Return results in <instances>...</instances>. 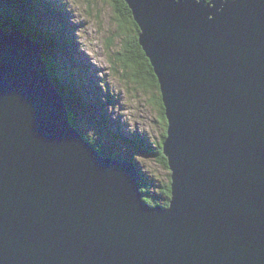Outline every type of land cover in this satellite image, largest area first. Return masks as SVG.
Instances as JSON below:
<instances>
[{
	"label": "water",
	"instance_id": "water-1",
	"mask_svg": "<svg viewBox=\"0 0 264 264\" xmlns=\"http://www.w3.org/2000/svg\"><path fill=\"white\" fill-rule=\"evenodd\" d=\"M125 1L167 123L168 205L71 122L40 43L0 27V264H264V0Z\"/></svg>",
	"mask_w": 264,
	"mask_h": 264
},
{
	"label": "rangeland",
	"instance_id": "rangeland-1",
	"mask_svg": "<svg viewBox=\"0 0 264 264\" xmlns=\"http://www.w3.org/2000/svg\"><path fill=\"white\" fill-rule=\"evenodd\" d=\"M28 2L27 11L23 14L7 16L8 19L17 24H22L24 20L29 27H33L34 23L40 24L37 27L38 31H44L46 34L48 30L57 28V31H60L57 33L60 40L63 38L68 40V37L70 39L67 43L64 40L65 46L60 44V48H57L60 67V73L57 74L61 80H66V86L74 87V90H79L83 95L80 104L82 108L76 106L74 114L77 119L79 118L77 127L99 143L112 142L115 151L111 152L118 154L121 159L131 152L134 165L141 172V182L149 193L161 194L164 184L170 179V171L158 161L160 154L158 145L166 128L161 119L163 115L157 98L160 94L157 79L155 77L157 85L149 82L144 88H140L137 84L135 86L131 77L126 79L123 76L122 63H117L115 57L112 59L113 54L121 51L122 42L117 33L116 10L111 0H106V3L104 0H89L92 5L83 0H54L63 16L57 14L55 7L48 18L44 14L46 19L42 14H38L37 17L36 12L33 11L39 12L36 2L33 0ZM29 12H33L34 16L29 15ZM110 37L114 38L112 43L107 41ZM66 49L70 51L71 56H65L66 52L68 54ZM84 72L90 77L83 75ZM100 89L102 91H99ZM107 95L112 97L111 102H108ZM74 99L77 100L75 97ZM71 100L73 101L72 98ZM97 101L101 102L102 108L93 107ZM86 103L87 105L84 106ZM88 115L92 116L93 120ZM106 120L111 121L110 124ZM105 123L109 131L105 129ZM119 134L124 136L120 135L119 138ZM135 140L137 148L132 145ZM143 140L148 147L141 145ZM138 149H144L145 153ZM157 204L162 205V203Z\"/></svg>",
	"mask_w": 264,
	"mask_h": 264
},
{
	"label": "trees",
	"instance_id": "trees-1",
	"mask_svg": "<svg viewBox=\"0 0 264 264\" xmlns=\"http://www.w3.org/2000/svg\"><path fill=\"white\" fill-rule=\"evenodd\" d=\"M18 1L19 2H15L13 0H0V27L6 31L10 30V32L11 31H14V32L20 31L27 38L40 43L41 49H42V59H43L45 66L47 67L49 77L51 78V80L53 81L55 86H57V88L59 89L60 95L62 96V98H63V100H64V102H65V104L69 110L71 122L75 125V127L79 131H81L77 127V124L79 122V118L77 119V117L74 114L76 113V111H75L76 106H79L80 108H82L80 105L81 101L83 100L82 96L80 95L79 90H76V89L74 90V87H72V86H66V84H65L66 80H61L57 74L58 72L60 73V67L58 64L59 54H58V50H57V48L58 49L60 48V44H61L59 41V38L55 35V33L51 32L49 30L47 31V34L44 31L39 32L35 23H34L33 27H29V25L25 24L24 20H22V24H17L14 21L11 22V20H9L7 16H11L13 14L16 15L18 13L23 14V12L27 11L26 9L29 7V2H28L29 0H18ZM83 1L86 3H89V5H92V3L90 4L89 0H83ZM38 2H39V5L42 6V4L40 2H44V1L39 0ZM46 2L48 3V6H50L49 7L50 10L52 12H54L53 10H55L56 6L51 4L50 0L46 1ZM104 2L106 3V0H104ZM111 3L113 5L114 9L116 10V13L115 12L114 13L116 15L115 20H116L117 25H118L117 33H118L119 37H121V42L123 43V44L120 43V45L122 46V47L120 46L121 51H118L116 54H113L112 59H114V57H115L116 58L115 61L117 63H119V62L122 63V66L124 68V75H125V76L124 75L123 76L126 79L131 77V79L135 83V86L137 84L140 88H144L146 85H149V82L156 84V80H155V76L153 73L152 66H151L148 58L146 57L145 52L143 51V49L140 47V45L138 43L139 28H138V26H137V24L133 18L131 9L129 8V6L125 0H111ZM30 14H32L34 16L33 12L32 13L29 12V15ZM2 21H4V23ZM6 22H9V23H6ZM34 26H35V28H34ZM55 40H58V42L56 43ZM112 40H114V38L110 37V39H108L107 41L109 43H112ZM55 58H56V61H54ZM109 60H110V62H112L111 59H109ZM74 97L77 100H75ZM71 98L73 99V102L71 101ZM157 98H158V103L161 106V111H160L161 115H163V116H161V119L164 121V127L166 128L167 123H166V119H164L165 118L164 109H163L162 104H161L160 96H157ZM111 100H112V97L108 96V102H111ZM75 103H76V105L74 106ZM101 106H102L101 102L98 101L97 104L94 105L93 107H95V108L100 107L101 108ZM73 109H74V111H72ZM86 117H84V118L87 119ZM104 126H106L109 129L107 123H105ZM82 134L103 155L118 157L117 154L111 152L114 150V147L112 146L110 141L107 144H104L100 141L102 143L101 144L97 140H95L94 138H90L86 133L82 132ZM165 134H166V129H165V132L161 135L162 140L160 141V143L158 145L160 148V150H159L160 154L158 156V161L161 164H163L164 167L168 168L166 158L163 156V153H162V141L165 137ZM118 137L120 138V134L118 135ZM137 138H140V137H137ZM109 144H111V145H109ZM132 145L136 148L138 147L136 140H135V142L132 143ZM142 146H147V144H145L144 140L142 142ZM139 151L144 152L145 150L142 149ZM119 158H120V156H119ZM124 159L134 161L133 160V154L132 153L129 154V158H127V159L124 158ZM134 163H135V161H134ZM169 178H170V175H169ZM164 185L165 186H163V191L160 192L161 194L157 195V194L149 193V191L146 189V186L144 185V183L140 182L141 191L144 194V200H146L151 205H156L157 203H162V205H167L168 204V201H167L168 197H170V194H171L170 179Z\"/></svg>",
	"mask_w": 264,
	"mask_h": 264
},
{
	"label": "bare ground",
	"instance_id": "bare-ground-1",
	"mask_svg": "<svg viewBox=\"0 0 264 264\" xmlns=\"http://www.w3.org/2000/svg\"><path fill=\"white\" fill-rule=\"evenodd\" d=\"M39 0H36V1H34L33 0V2H36L37 4H38V6H37V8H38V10H39V12H36V13H44V14H46V18H48L50 15H51V10H50V6H48V3L46 2V0H43L44 2H40L41 4H42V6H40L39 5V2H38ZM51 2V4H53V5H55L56 6V9H57V14H59L60 13V15H62L63 13H61L60 12V10H59V7L55 4V3H53L54 2V0H50ZM62 4V3H61ZM33 11H36V10H33ZM32 13V12H31ZM63 16V15H62ZM37 17H38V14H37ZM50 22V20H48V23ZM36 24V23H35ZM40 24H36V26L38 27ZM10 31V30H9ZM50 31H54L55 32V35L58 37V34L57 33H60V31H57V29H52V30H50ZM59 38V37H58ZM125 76V75H124ZM99 91H102L101 89L99 90ZM103 93V92H102ZM64 97V96H63ZM63 100V99H62ZM72 101V100H71ZM63 102H64V100H63ZM73 102V101H72ZM65 103V102H64ZM103 103V102H102ZM76 104H74V106H75ZM87 105V103L84 105V106H86ZM71 110V109H70ZM102 113V112H101ZM106 113V112H105ZM106 122H108L109 124H110V122L111 121H107L106 120ZM105 127V129L107 128L106 126H104ZM105 131V130H104ZM108 131V130H107ZM84 132V131H83ZM121 159V158H120ZM135 164V163H134ZM134 170H135V172H136V174H137V177H139V179L140 178H142V176H141V172L139 171V169L134 165ZM137 182V185L139 186V189H140V191H141V187H140V182L137 180L136 181ZM141 193H142V191H141ZM143 194V193H142ZM145 202H147L146 200H145ZM148 203V202H147ZM148 204H150V203H148Z\"/></svg>",
	"mask_w": 264,
	"mask_h": 264
},
{
	"label": "flooded vegetation",
	"instance_id": "flooded-vegetation-1",
	"mask_svg": "<svg viewBox=\"0 0 264 264\" xmlns=\"http://www.w3.org/2000/svg\"><path fill=\"white\" fill-rule=\"evenodd\" d=\"M160 106V105H159ZM160 109H161V106H160Z\"/></svg>",
	"mask_w": 264,
	"mask_h": 264
}]
</instances>
